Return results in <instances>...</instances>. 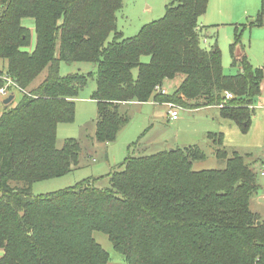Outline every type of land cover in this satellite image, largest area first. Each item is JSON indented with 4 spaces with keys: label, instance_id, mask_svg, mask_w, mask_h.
Returning a JSON list of instances; mask_svg holds the SVG:
<instances>
[{
    "label": "trees",
    "instance_id": "16d2710c",
    "mask_svg": "<svg viewBox=\"0 0 264 264\" xmlns=\"http://www.w3.org/2000/svg\"><path fill=\"white\" fill-rule=\"evenodd\" d=\"M207 4L170 0L161 18L124 37L116 17L123 0H0V88L5 75L21 93L0 113V264H110L94 231L107 235L127 264H264V222L251 209L259 175L243 155L227 153L221 135L208 138L223 169L194 171L204 153L189 146L128 154L106 176L107 188L87 178L31 193L33 182L76 167L79 143L68 138L58 149L56 132L74 120V99L90 78L99 143L127 123L121 105L149 101L215 106L247 131L264 63L253 67L235 48L243 29L262 24V11L235 27L230 52L240 70L225 75L217 45H200ZM61 61L95 63L96 70L61 76ZM179 74L184 78L168 92L166 83Z\"/></svg>",
    "mask_w": 264,
    "mask_h": 264
},
{
    "label": "rangeland",
    "instance_id": "374dc122",
    "mask_svg": "<svg viewBox=\"0 0 264 264\" xmlns=\"http://www.w3.org/2000/svg\"><path fill=\"white\" fill-rule=\"evenodd\" d=\"M169 2L170 0H123V5L116 14L118 31L124 37L135 35L142 25L161 18L165 6ZM230 3L232 4L231 0ZM261 4L263 5L260 6L259 11L264 10V0H261ZM216 6L217 0H208L206 12L198 20V24L204 26L202 37L207 38V41L204 42L200 37V45L208 49L216 44L221 52L223 73L234 75L240 70L238 66L232 64L230 52V46L234 43L235 27L245 24L247 19H254L256 14L252 17L245 16L242 18L243 13L238 17L230 11L223 17L221 12H217ZM27 23V19L22 20V24L27 25ZM243 30L240 37L241 45H238L239 43L236 45L235 56L239 57L245 54L251 65L258 67L264 63V55L256 52L254 55H250L246 50L248 43L245 32L248 29ZM111 37L112 35L109 36L108 40ZM148 59V56L141 57L142 62H146ZM4 66L5 62L0 59V69ZM95 70L96 65L91 62L68 63L61 61L59 64L61 76L75 73L88 74ZM133 72L135 74L136 70ZM44 75L45 72H42L35 81H41ZM183 78L184 76L179 74L172 80V83H166L167 91L172 92L175 85H178ZM94 88L95 79L90 78L74 99V120L69 123H60L57 127L56 148L60 149L63 142L68 138H73L79 143L80 151L76 167L63 176L33 182L31 193L34 196L74 186L87 178L96 179L95 187L107 188L109 183L106 176L115 170L128 154L138 156L174 148L196 146L204 153V158L192 162L194 171L223 169L225 161L215 156L213 143L208 138V135L213 134L222 136V145L228 154L236 152L243 155L246 161L252 165L254 171L257 170V165H254L256 160L264 157V78L261 83L260 94L253 105L254 110L247 131H243L237 123L223 118L219 108L215 106L189 109L176 103L172 109H177L178 116L177 119L172 120L169 116L171 107L168 104L173 102L155 104L149 101L121 105L120 112L128 117V121L116 132L113 140L105 143H99L95 139L97 103L91 98ZM11 92L14 95L11 101L12 106L19 101L21 93L18 90H11ZM228 93L230 94L229 98H231L232 94ZM4 99L5 97L0 95V113L4 110ZM258 177V181L262 182L263 176ZM10 184L20 185L16 182ZM260 209L262 210L263 207ZM260 213L262 215L263 212L260 211ZM93 237L109 254L110 264H127L124 256L114 250L107 235L94 231ZM1 253L2 251H0Z\"/></svg>",
    "mask_w": 264,
    "mask_h": 264
},
{
    "label": "crops",
    "instance_id": "0c3cea01",
    "mask_svg": "<svg viewBox=\"0 0 264 264\" xmlns=\"http://www.w3.org/2000/svg\"><path fill=\"white\" fill-rule=\"evenodd\" d=\"M249 1L250 0H231V2H232V4H231L230 0H217V6H216L217 12H221L223 17L225 15L229 14L230 11H232L238 17H240L241 13H243V15L241 16L242 18L245 16L246 17L247 16L252 17L255 14H257V11H259L260 6H262L263 4H261V0H251L250 3H249ZM28 20L29 19H27L28 27L31 26L30 29H33L34 28L33 20H31V19H30V21H28ZM234 21H242V20H234ZM232 23H234V22H232ZM27 25H24V26H27ZM245 29H248L245 32L247 34L246 41L248 43V46H246V50L250 53V55H254L255 52L257 54L260 53L261 55H264V10L262 11V24L252 26L249 28L246 27ZM242 41L244 42V40H242ZM247 55H249V54L247 53ZM259 66H261V65H259ZM10 95L13 96L11 99V101H12L14 98V95L12 92L10 93ZM263 159H264V157L262 159L256 160L254 165H257V169H258L260 161H262ZM259 183H260V185L262 184L261 187L264 188V176H263L262 182L259 181ZM258 196H259V198H258ZM258 196L253 198V200H251V207H252V210L255 211L259 215V217L262 219V221L264 222V200L260 196V193L258 194ZM261 207H263L262 210L260 209ZM260 211L263 212L262 215H261Z\"/></svg>",
    "mask_w": 264,
    "mask_h": 264
},
{
    "label": "built area",
    "instance_id": "2783aa9c",
    "mask_svg": "<svg viewBox=\"0 0 264 264\" xmlns=\"http://www.w3.org/2000/svg\"><path fill=\"white\" fill-rule=\"evenodd\" d=\"M2 79L4 81V85L0 88V95L4 97H8L9 96L8 94L10 93L11 90H18V87L16 86V84L9 77L3 75ZM156 89L157 91L160 90L161 93H165L164 89H161L159 87H156ZM225 96L226 98H229L230 94L226 93ZM168 105L171 107V109H169L170 119L172 120L177 119V116H178L177 109H172L174 104L169 103ZM257 173L259 176H264V159L260 161L258 169H257ZM260 196L264 200V188L261 189Z\"/></svg>",
    "mask_w": 264,
    "mask_h": 264
},
{
    "label": "water",
    "instance_id": "95a60500",
    "mask_svg": "<svg viewBox=\"0 0 264 264\" xmlns=\"http://www.w3.org/2000/svg\"><path fill=\"white\" fill-rule=\"evenodd\" d=\"M12 97H13L12 95H9L8 97H6V98L3 100V103H4V104L9 103V102L11 101Z\"/></svg>",
    "mask_w": 264,
    "mask_h": 264
}]
</instances>
